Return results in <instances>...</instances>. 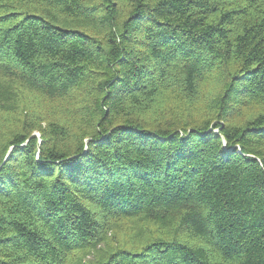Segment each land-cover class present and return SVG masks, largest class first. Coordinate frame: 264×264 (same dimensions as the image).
Wrapping results in <instances>:
<instances>
[{
  "label": "trees",
  "instance_id": "obj_1",
  "mask_svg": "<svg viewBox=\"0 0 264 264\" xmlns=\"http://www.w3.org/2000/svg\"><path fill=\"white\" fill-rule=\"evenodd\" d=\"M0 264H264V0H0Z\"/></svg>",
  "mask_w": 264,
  "mask_h": 264
}]
</instances>
